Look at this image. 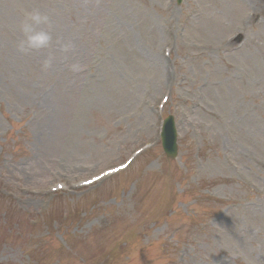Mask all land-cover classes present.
Here are the masks:
<instances>
[{
  "label": "rangeland",
  "instance_id": "374dc122",
  "mask_svg": "<svg viewBox=\"0 0 264 264\" xmlns=\"http://www.w3.org/2000/svg\"><path fill=\"white\" fill-rule=\"evenodd\" d=\"M96 260L264 264V0H0V264Z\"/></svg>",
  "mask_w": 264,
  "mask_h": 264
},
{
  "label": "clouds",
  "instance_id": "9594fccd",
  "mask_svg": "<svg viewBox=\"0 0 264 264\" xmlns=\"http://www.w3.org/2000/svg\"><path fill=\"white\" fill-rule=\"evenodd\" d=\"M43 25L44 27H40ZM49 16L39 10L26 11L23 13V19L18 25V30L23 36L19 42L21 52L29 53L31 51H39L49 49L51 47L52 35L48 30ZM70 45L64 46V51L67 52ZM55 59V56L50 55L44 62V66L50 67Z\"/></svg>",
  "mask_w": 264,
  "mask_h": 264
},
{
  "label": "water",
  "instance_id": "95a60500",
  "mask_svg": "<svg viewBox=\"0 0 264 264\" xmlns=\"http://www.w3.org/2000/svg\"><path fill=\"white\" fill-rule=\"evenodd\" d=\"M163 146L165 152L170 155L174 156L175 154V147L173 143V133L170 121L165 123V132L163 137Z\"/></svg>",
  "mask_w": 264,
  "mask_h": 264
}]
</instances>
